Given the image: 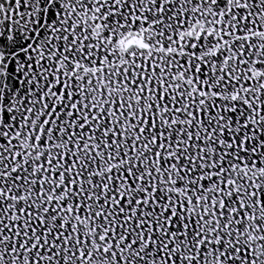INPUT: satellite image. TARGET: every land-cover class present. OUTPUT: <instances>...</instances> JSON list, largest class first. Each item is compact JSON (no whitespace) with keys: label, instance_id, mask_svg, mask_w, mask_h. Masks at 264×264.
I'll return each instance as SVG.
<instances>
[{"label":"snow or ice","instance_id":"obj_1","mask_svg":"<svg viewBox=\"0 0 264 264\" xmlns=\"http://www.w3.org/2000/svg\"><path fill=\"white\" fill-rule=\"evenodd\" d=\"M0 264H264V0H0Z\"/></svg>","mask_w":264,"mask_h":264}]
</instances>
